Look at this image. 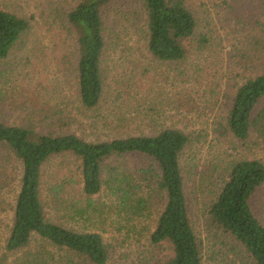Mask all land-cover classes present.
<instances>
[{"label":"rangeland","instance_id":"374dc122","mask_svg":"<svg viewBox=\"0 0 264 264\" xmlns=\"http://www.w3.org/2000/svg\"><path fill=\"white\" fill-rule=\"evenodd\" d=\"M79 1L0 0V10L31 22L10 56L0 62V122H32L37 130L75 134L87 142L153 136L165 129L186 133L191 142L181 157V167L203 263L252 264L236 242L209 231L206 221L209 204L230 163L258 160L264 164V134L253 133L243 142L223 121L234 87L252 76L254 50L264 54V16L252 15L264 0H187L198 27L186 43V59L177 63L157 61L148 53L144 23L135 21L139 4L112 3L105 18V93L94 110L85 109L79 99L78 46L68 23V14ZM247 55L252 58L248 60ZM119 77L136 81L139 93L131 99H117L114 80ZM118 163L133 170L147 161L130 157ZM110 164L115 165L110 161L103 168L105 183ZM0 165L10 175L0 191V262L6 260L0 264H14L25 254L37 253L52 255L55 264H78L76 257L47 246L38 237L22 252L6 250L22 164L0 147ZM80 165L72 154L56 156L45 165L42 200L47 220L79 233H99L108 250L107 264H156L168 253L167 246L159 250L149 241L164 198L153 194L150 213L145 210V218L133 221L134 216L119 211L108 186L92 198L84 194ZM251 205L264 224V186Z\"/></svg>","mask_w":264,"mask_h":264},{"label":"trees","instance_id":"16d2710c","mask_svg":"<svg viewBox=\"0 0 264 264\" xmlns=\"http://www.w3.org/2000/svg\"><path fill=\"white\" fill-rule=\"evenodd\" d=\"M116 1L80 0L68 14L78 46L79 99L88 110L96 109L105 93L102 66L107 49L105 18L108 8ZM129 1L140 5L134 15L137 24L144 23L148 53L160 62L184 61L188 54L186 43L195 36L198 27L187 0ZM252 15L256 19L264 16V2ZM255 23L259 24L257 20ZM30 27L29 19L0 10V62L10 56ZM253 57L252 76L234 87L223 119L226 129L243 142L253 133L264 134V54L254 50ZM246 58L250 60L252 56ZM139 91L133 79L114 80L117 99H131ZM36 126L32 122L27 125L0 122V147L22 164L20 187L13 206V225L6 241L8 252L24 251L38 237L47 246L76 257L78 264H107L108 250L99 233H79L46 218L42 200L43 169L54 157L72 154L81 163L84 194L92 198L101 193L104 185L108 186L110 195L119 203V211L134 216L133 221L145 218V210L150 213L153 194L164 198V209L158 214L149 241L159 250L167 246L168 253L162 254L156 264H204L201 243L189 216L181 167V157L190 145V136L176 129H165L153 136L87 142L75 134L41 131ZM130 157L145 159L147 164L130 170L127 165L118 163ZM10 160L7 158L6 163ZM110 161L115 165H108L105 183L103 168ZM3 167L0 165V191L10 180ZM221 177L222 185L208 207L207 229L236 242L252 264H264V224L251 205L264 186V164L258 160L234 161ZM50 259L52 255L46 253L25 254L14 264H51Z\"/></svg>","mask_w":264,"mask_h":264}]
</instances>
